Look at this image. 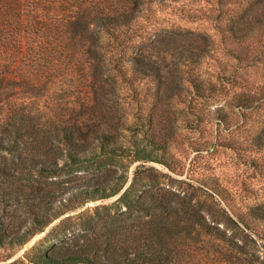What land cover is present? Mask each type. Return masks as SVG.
Masks as SVG:
<instances>
[{
	"label": "trees",
	"instance_id": "obj_1",
	"mask_svg": "<svg viewBox=\"0 0 264 264\" xmlns=\"http://www.w3.org/2000/svg\"><path fill=\"white\" fill-rule=\"evenodd\" d=\"M190 1L212 2L0 0V247L22 249L51 224L14 232L13 207L36 195L35 176L92 173L82 204L117 197L8 264H264V205H241L218 179L196 187L150 165L167 164L155 131L167 107L188 85L199 98L211 85L197 72L209 39L167 23ZM251 1L264 16V1ZM247 28L231 20L227 34L242 45Z\"/></svg>",
	"mask_w": 264,
	"mask_h": 264
},
{
	"label": "rangeland",
	"instance_id": "obj_2",
	"mask_svg": "<svg viewBox=\"0 0 264 264\" xmlns=\"http://www.w3.org/2000/svg\"><path fill=\"white\" fill-rule=\"evenodd\" d=\"M254 3L224 0L218 4V0H212L208 6L190 1L181 14L167 16V23L181 26L187 37L200 35L209 39L212 57L197 72L202 82L211 85L203 98L188 85L183 103L167 107L168 123L155 130L167 140L163 150L167 164L150 163L196 187L206 179H218L245 207L264 205V16L256 15ZM257 18L258 23L250 25ZM231 20L248 27L242 45L232 42L227 34ZM139 164L131 167V176ZM92 178L88 172L35 176L30 185H34L36 195L26 192L13 207L14 232L30 236L40 225L49 221L51 224L22 249L0 247V264L22 257L53 228L59 232L78 231L89 216L88 210L92 213L96 206L112 204L117 197L85 204L84 198L76 197L78 188ZM32 211L41 216L37 222ZM5 214L9 215V211ZM260 232L263 236L262 225ZM259 243L264 248V240Z\"/></svg>",
	"mask_w": 264,
	"mask_h": 264
},
{
	"label": "water",
	"instance_id": "obj_3",
	"mask_svg": "<svg viewBox=\"0 0 264 264\" xmlns=\"http://www.w3.org/2000/svg\"><path fill=\"white\" fill-rule=\"evenodd\" d=\"M129 184H130V183H129ZM129 184H128V185H129Z\"/></svg>",
	"mask_w": 264,
	"mask_h": 264
}]
</instances>
